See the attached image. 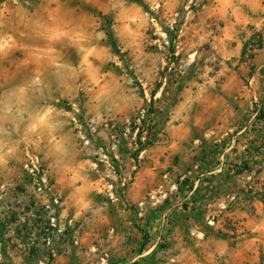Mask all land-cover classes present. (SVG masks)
Returning a JSON list of instances; mask_svg holds the SVG:
<instances>
[{"label": "rangeland", "instance_id": "rangeland-1", "mask_svg": "<svg viewBox=\"0 0 264 264\" xmlns=\"http://www.w3.org/2000/svg\"><path fill=\"white\" fill-rule=\"evenodd\" d=\"M205 3L0 0V264H116L62 203L86 199L85 180L102 181L93 201L124 189L122 157L155 142L153 116L170 99L157 94L167 84L172 95L181 31Z\"/></svg>", "mask_w": 264, "mask_h": 264}, {"label": "crops", "instance_id": "crops-1", "mask_svg": "<svg viewBox=\"0 0 264 264\" xmlns=\"http://www.w3.org/2000/svg\"><path fill=\"white\" fill-rule=\"evenodd\" d=\"M179 49L184 71L172 95L159 89L170 99L153 116L155 142L122 157L128 185L93 201L102 181L85 180L77 191L87 198L62 203L63 216L110 244L116 264L164 254L255 264L264 253V0H207Z\"/></svg>", "mask_w": 264, "mask_h": 264}, {"label": "built area", "instance_id": "built-area-1", "mask_svg": "<svg viewBox=\"0 0 264 264\" xmlns=\"http://www.w3.org/2000/svg\"><path fill=\"white\" fill-rule=\"evenodd\" d=\"M103 162L106 163V164L108 165V167L110 168V171H112L113 173L116 174V168H115L114 164L111 162V160H110V158H109L108 156H104V157H103ZM128 183H129L128 179H125V178H124V179L121 180L120 185H121V187L125 188V187L128 185ZM111 188H113V186H112ZM246 188H247V191H248V192H250V191H252V190L254 189V188H252V187H246ZM110 196H111V198L113 199L114 196H115V192L111 191ZM53 221H55V219H54ZM209 224H210L211 226L214 224V223H213V219L209 222Z\"/></svg>", "mask_w": 264, "mask_h": 264}, {"label": "trees", "instance_id": "trees-1", "mask_svg": "<svg viewBox=\"0 0 264 264\" xmlns=\"http://www.w3.org/2000/svg\"><path fill=\"white\" fill-rule=\"evenodd\" d=\"M143 4V3H142ZM153 98H154V93H153V96H152ZM141 135H142V133H138V137L140 138L141 137ZM152 143L150 142V143H147L146 145H142L141 147H140V149L138 150V152H141L144 148H146L147 146H149V145H151Z\"/></svg>", "mask_w": 264, "mask_h": 264}]
</instances>
